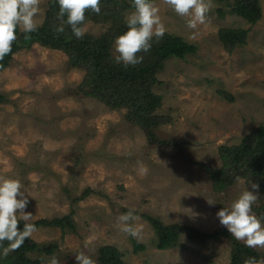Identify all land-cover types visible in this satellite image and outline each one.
Wrapping results in <instances>:
<instances>
[{
	"label": "rangeland",
	"instance_id": "1",
	"mask_svg": "<svg viewBox=\"0 0 264 264\" xmlns=\"http://www.w3.org/2000/svg\"><path fill=\"white\" fill-rule=\"evenodd\" d=\"M48 1L40 0L41 26ZM233 2L210 0L206 22L192 39L188 18L164 0H154L165 33L197 46L184 58L168 57L156 73L153 90L161 95L157 114L162 123L152 129L154 140L128 120L127 109H112L85 94L81 83L86 70L72 66L63 48L34 40L12 54L0 70V93L6 97L0 104V176L21 181L34 221L69 214L74 223L73 229L37 226L30 238L53 244L56 251L32 253L31 258L50 263L55 256L59 264H77L75 255L84 252L100 264L99 247L113 245L124 264L229 263L231 244L224 236L202 242L182 234L176 244L157 248L144 215L210 233L225 228L216 216L222 207L248 187L254 191L251 178L237 176L226 186L210 174L224 168L220 146L239 145L264 125V0H259L261 17L253 24L233 13L217 14ZM130 11L121 7L117 13L124 21ZM110 24L88 17L85 35L107 37ZM223 27L248 29L245 42L226 49L218 37ZM114 40L110 53L116 62ZM225 166L230 175L239 174ZM255 191L258 201L252 211L260 217L255 208L264 205V193ZM130 209L140 217L137 237L117 225V217ZM133 240L145 249L133 251ZM253 249L264 259V248Z\"/></svg>",
	"mask_w": 264,
	"mask_h": 264
},
{
	"label": "trees",
	"instance_id": "2",
	"mask_svg": "<svg viewBox=\"0 0 264 264\" xmlns=\"http://www.w3.org/2000/svg\"><path fill=\"white\" fill-rule=\"evenodd\" d=\"M119 1L121 2L119 4ZM222 1V0H220ZM132 9L131 0H101L99 14L86 10L85 16L100 18L102 21H111L110 31L107 37L84 35L77 39L70 27L58 18L59 6L56 0L48 1V11L45 21L37 31L25 34L17 28V39L13 42L12 52L0 60V70L7 66L12 54L22 44L31 41H40L49 46L63 48L69 54L72 66L84 68L86 74L81 83L85 94L98 98L112 109H127V118L130 122L142 126L147 132V137L154 140L152 129L162 121L157 114L161 105V95L153 90L157 83L156 73L163 68V62L168 57L184 58L193 54L197 46L185 41L178 35L165 33L162 38H153L152 47L147 53L140 52L143 56L141 63L124 66L111 58L110 48L112 41L126 31V25L118 14L119 9ZM118 12V13H117ZM233 13L247 23L253 24L261 17L259 0H234L233 4L225 10L217 9V14L223 16ZM63 25L64 31L58 32L57 28ZM248 29L223 27L218 30V37L226 49L243 44L246 40ZM109 36V37H108ZM218 93L227 100H232V95L223 89ZM6 102V97L0 93V104ZM219 153L225 160L224 168L210 170L213 181L216 179L228 186L237 176L251 178L259 184L264 193V125H259L249 135H246L241 143L236 146H220ZM228 169L235 168L236 172L230 175ZM217 172L216 174H214ZM77 197L73 199L76 201ZM261 218H264V205L255 208ZM150 222L156 238V247L165 249L176 244L179 237L184 234L191 240L205 241L211 237L224 236L231 244L230 261L227 264H244L249 257L260 260L262 257L253 248L247 247L241 241H237L228 233L226 228H218L213 232H201L191 226L178 223L165 224L161 220L144 215ZM36 227H59L64 229L74 228V223L69 214L55 219H38L34 221ZM22 226V225H21ZM7 242H4L5 246ZM133 251L145 249V246L135 240L132 241ZM56 246L42 244L33 239L26 238L23 244L7 256H0V264H50L43 258H31L29 254L44 253L53 254ZM98 261L100 264H124L121 251L113 245H103L98 249Z\"/></svg>",
	"mask_w": 264,
	"mask_h": 264
},
{
	"label": "clouds",
	"instance_id": "3",
	"mask_svg": "<svg viewBox=\"0 0 264 264\" xmlns=\"http://www.w3.org/2000/svg\"><path fill=\"white\" fill-rule=\"evenodd\" d=\"M59 6L58 18L64 21L72 34L80 39L85 35L86 10L99 14L101 0H56ZM132 11L124 16L126 31L114 40L115 60L125 67L142 62L140 52L147 53L152 47L153 38H162L166 28L161 21L160 9L154 0H131ZM164 3L177 15L187 17V27L192 29L191 38L195 39L199 33V25L206 22L210 0H164ZM40 0H0V60L12 52L13 42L17 39V28L25 34L38 30L41 26L37 22L40 15ZM58 32H63L61 25ZM141 174L147 170L139 169ZM232 201L229 207H222L216 216L219 223L237 241H243L249 248H264V218L253 214L252 206L258 201V183H250ZM210 203V202H209ZM29 196L19 179L0 176V256H7L18 249L26 238L37 231L33 223L35 215L27 211ZM211 204V203H210ZM140 217L130 209L117 217L119 230L137 237L141 225L137 223ZM22 225V226H21ZM7 242L6 246L4 242ZM87 246V245H85ZM77 264H95V261L84 252L75 255ZM50 264H59L53 256ZM244 264H264V259L257 260L249 257Z\"/></svg>",
	"mask_w": 264,
	"mask_h": 264
}]
</instances>
